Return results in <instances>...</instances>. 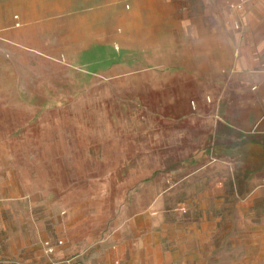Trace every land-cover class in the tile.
<instances>
[{
    "label": "rangeland",
    "instance_id": "1",
    "mask_svg": "<svg viewBox=\"0 0 264 264\" xmlns=\"http://www.w3.org/2000/svg\"><path fill=\"white\" fill-rule=\"evenodd\" d=\"M155 70L108 78L0 50V264H95L115 230L143 237L147 255L177 214L200 229L233 204V176L203 172L202 105L219 86ZM247 230L236 245L211 238L218 264H264V228Z\"/></svg>",
    "mask_w": 264,
    "mask_h": 264
},
{
    "label": "crops",
    "instance_id": "2",
    "mask_svg": "<svg viewBox=\"0 0 264 264\" xmlns=\"http://www.w3.org/2000/svg\"><path fill=\"white\" fill-rule=\"evenodd\" d=\"M0 50L108 78L180 66L219 86L206 93L213 104L202 105L203 172L233 176V204H221L200 229L177 214L147 255L143 237L112 231L95 264H218L226 250L211 248V238L225 245L228 235L236 245L256 236L247 229L264 228V0H0ZM71 260L83 261L55 263Z\"/></svg>",
    "mask_w": 264,
    "mask_h": 264
},
{
    "label": "built area",
    "instance_id": "3",
    "mask_svg": "<svg viewBox=\"0 0 264 264\" xmlns=\"http://www.w3.org/2000/svg\"><path fill=\"white\" fill-rule=\"evenodd\" d=\"M234 9L236 10H241L243 8V5L239 4V5H235L233 6ZM237 28H239V25L237 24L236 25ZM50 248V252L52 253L53 252V249L51 247ZM51 264H61V263H51ZM63 264H89V263H86V262H83V261H79V260H71V261H67L66 263H63Z\"/></svg>",
    "mask_w": 264,
    "mask_h": 264
}]
</instances>
